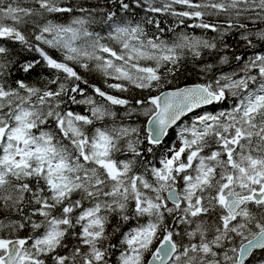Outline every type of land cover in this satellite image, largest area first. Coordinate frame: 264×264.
Segmentation results:
<instances>
[{"label": "snow or ice", "instance_id": "snow-or-ice-1", "mask_svg": "<svg viewBox=\"0 0 264 264\" xmlns=\"http://www.w3.org/2000/svg\"><path fill=\"white\" fill-rule=\"evenodd\" d=\"M0 264H264V0H0Z\"/></svg>", "mask_w": 264, "mask_h": 264}, {"label": "trees", "instance_id": "trees-1", "mask_svg": "<svg viewBox=\"0 0 264 264\" xmlns=\"http://www.w3.org/2000/svg\"><path fill=\"white\" fill-rule=\"evenodd\" d=\"M197 35H199L200 33H199V31H197V33H196ZM172 135H173V137H174V133H172ZM258 255H259V253H258Z\"/></svg>", "mask_w": 264, "mask_h": 264}]
</instances>
